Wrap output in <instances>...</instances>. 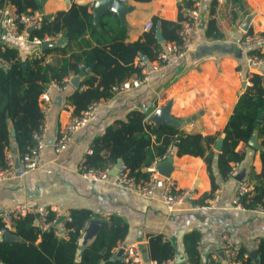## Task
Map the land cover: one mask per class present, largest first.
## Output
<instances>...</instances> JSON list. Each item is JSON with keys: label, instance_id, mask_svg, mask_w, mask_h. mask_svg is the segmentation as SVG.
Instances as JSON below:
<instances>
[{"label": "crops", "instance_id": "0c3cea01", "mask_svg": "<svg viewBox=\"0 0 264 264\" xmlns=\"http://www.w3.org/2000/svg\"><path fill=\"white\" fill-rule=\"evenodd\" d=\"M97 1L99 0H43L41 11L34 13L52 18L56 12L66 11L74 3L86 6L96 24L99 17L94 18V6ZM115 2L119 11L105 12L114 13L124 26L125 43L141 39L150 30H145L144 26L147 23L152 26L154 18L176 22L180 9L190 4V0ZM90 3H93L92 8H89ZM210 19L215 22L218 38L204 36ZM199 29V41L185 58L171 61L152 73L146 83L101 100L98 110L86 126L73 136L71 143L60 153L54 152L52 144L62 127L74 116L73 106L67 101V95L79 88L83 77L80 74L70 75L66 77L68 84L65 91H50L47 110L43 114L46 147L40 155L39 167L21 179L0 182V210L26 204L44 207L59 217L74 210L89 212L90 220L81 233L79 252L101 228H108L114 221H119L126 226L127 232L124 240L118 242L113 249L114 258H121L116 257L117 252L128 246L139 247L143 257V254H147V239L150 236H160L174 250L170 258L172 262L189 264L185 238L193 234L197 236L196 253L201 264H205L213 254H217V260L222 262L218 253L219 238L223 232L229 233L246 255L256 252L260 241L264 240V214L238 210L232 205V200L238 182L247 180L253 184L251 178L261 173V144L257 130H253L247 143H239L234 149L230 167L236 171L227 178H221L217 172L215 157L219 151L215 150V144L203 158L189 155L179 157L176 156L175 146L168 148L167 155L157 163L167 175L158 173L170 180L177 189L194 193V203L198 206L195 211L185 206L168 213L159 200L161 185L153 198L146 199L120 190L111 182L92 183L81 179L77 174L79 164L92 151L93 141L109 126L126 120L134 111L143 114L147 124L155 125L153 117L165 111L166 119L185 133L209 136L222 132L235 103L245 89L243 81L247 73L245 60L248 49L241 48L239 41L245 34H264V0H227L225 3L201 0ZM24 37L27 40V34ZM25 40L9 41L0 30V44L16 49L19 59L42 57L45 63H53L55 57L52 54L45 55L43 50L58 46L60 36L41 46H34ZM162 43L164 47L168 42ZM139 60L151 62L144 56H138L134 60V66L137 67ZM135 76L139 77L132 75L128 81ZM12 133L13 131L11 136ZM220 139L222 140L221 135L216 142ZM18 155L15 143L11 142L5 156L16 161ZM204 158H212L211 168L216 184L214 191H211ZM148 167L141 168V172L145 173ZM214 195L218 199L213 207H209ZM91 220L100 222L101 226L92 238H87V227ZM12 232L13 229L8 233ZM0 237L8 241L5 234ZM151 262L148 258L142 264Z\"/></svg>", "mask_w": 264, "mask_h": 264}, {"label": "trees", "instance_id": "16d2710c", "mask_svg": "<svg viewBox=\"0 0 264 264\" xmlns=\"http://www.w3.org/2000/svg\"><path fill=\"white\" fill-rule=\"evenodd\" d=\"M4 0H0V5ZM18 12H40L43 0H6ZM147 2L148 0H133ZM180 8V6H179ZM180 13L176 22L154 18L152 26L143 37L133 43H125V28L112 12L99 16L94 24L92 13L86 6L72 3L66 11L56 12L52 18L41 17L39 28L28 32L27 39L33 37L60 36L58 46L47 47L45 55L52 54V64L44 59L21 60L17 50L0 44V59L9 63L5 69L0 63V164L5 163V154L11 142L15 143L18 154L32 147L33 132L43 122L39 107V97L50 82H60L70 75H82L79 88L69 95L67 101L73 106L77 116L92 102L109 99L112 88L128 80L132 75L141 76V69L134 66L138 56L154 61L163 43L155 39V24L159 23L164 42L176 40ZM205 38H218L215 22L210 19L204 31ZM250 86L245 87L235 103L221 133L202 136L185 133L172 124L152 125L144 122V115L134 111L124 121L109 126L93 141L90 154L85 156L88 167L103 168L108 164L122 162L131 175L146 179L141 168L167 155L169 147L175 146L176 156L189 155L203 158L217 138L222 136V144L216 154L217 172L227 178L232 168L230 162L234 149L239 143H247L253 130L260 139L261 173L251 178L252 191L244 198V206L252 210L264 201V87L260 77L252 75ZM85 87V89H81ZM81 89V90H80ZM13 131V136H11ZM102 154V155H101ZM104 154V155H103ZM212 158H204L211 191L216 189L211 168ZM48 212L47 219L54 218ZM71 221L66 223L67 238L57 237L53 230L42 231L33 222L34 215H26L14 221L12 234L17 241L8 242L0 237L1 264H133L121 258H114L113 249L124 240L125 225L114 221L110 227L101 228L90 243L79 252L78 245L90 214L83 210L70 213ZM2 224L0 223V229ZM196 235L185 238V249L189 264H201L196 253ZM258 262L239 248L240 264H264V240L257 249ZM174 250L160 236L147 239V254L150 261L165 264L173 256ZM206 264V263H205ZM210 264H224L210 261Z\"/></svg>", "mask_w": 264, "mask_h": 264}, {"label": "built area", "instance_id": "2783aa9c", "mask_svg": "<svg viewBox=\"0 0 264 264\" xmlns=\"http://www.w3.org/2000/svg\"><path fill=\"white\" fill-rule=\"evenodd\" d=\"M227 0H218L220 3H225ZM124 3V1H120ZM93 7V3L89 4V8ZM201 11V0H190L188 6H184L180 9V21L179 28L176 34V40L166 43L161 51L158 52L154 61L146 63L145 61H138L137 67L141 69L140 77H133L129 81L115 86L112 88L114 93H123L132 88H136L139 85L146 83L150 75L154 72L164 68L171 61L181 60L185 58L194 45L199 41V21ZM41 23V16L35 13H23L18 12L13 6H11L6 0L3 1L0 6V30L4 33L6 39L9 41H24L25 34L30 32V29L39 28ZM145 30L151 28V23H147L144 26ZM56 40V37L45 36L43 38L33 37L28 41L34 46H41L43 44L51 43ZM239 46L246 51V64L247 73L244 78V87L250 86V78L252 75H258L260 77V84L264 87V34L262 33H250L245 34L239 41ZM0 63L4 67H8L9 63L0 59ZM68 80L62 79L60 82H50L44 92L39 97V107L42 114H45L47 108L46 104L49 103L50 91L63 92L67 89ZM101 101H96L88 104L84 110L77 116H71L69 121L59 131L58 137L53 142L52 147L55 153H60L67 148L71 143L73 136L84 128L92 117V115L98 110ZM45 124H41L39 129L32 134L33 145L29 150L23 154H19L16 161L10 157L5 158L4 165L0 164V182L15 181L35 171L39 167V159L43 149L46 147L45 137ZM158 159L154 161L146 170V179H137L124 167L121 166L116 170V173L112 175V164H108L103 168L88 167L82 161L78 168L77 174L81 179L92 182L102 183L111 182L118 189L132 193L141 198H153L156 195L158 187L161 185V191L159 194V200L166 208L168 213H173L185 206H189L191 210L195 211L198 206L194 203V193L190 190H180L168 179L163 178L157 171V163L162 161ZM235 168L232 169L230 175L235 174ZM252 191V184L247 180H241L237 184L236 192L232 200V205L241 211H255L259 214H264V207L261 204H257L252 210L247 209L244 204V198ZM218 199L217 195L212 197L209 202V207H213V203ZM26 215H34L33 222L42 231L53 230V233L57 237L67 238L68 230L66 223L71 221L70 214H66L59 220L60 217L55 215L53 219L48 220V211L44 207H32L26 204L14 205L11 207H4L0 210V223L2 228L0 229V235H4L13 229L14 221L20 217ZM121 258L130 261L133 264H142V256L139 247L128 246L122 247ZM224 264H240L238 258L239 247L233 241L229 233L223 232L219 238V253ZM247 257L246 254L243 255ZM217 261V254L207 258L206 264H210V261ZM151 264H156L151 262ZM165 264H176L171 260H168Z\"/></svg>", "mask_w": 264, "mask_h": 264}, {"label": "water", "instance_id": "95a60500", "mask_svg": "<svg viewBox=\"0 0 264 264\" xmlns=\"http://www.w3.org/2000/svg\"><path fill=\"white\" fill-rule=\"evenodd\" d=\"M106 10H113V11H119V7L116 4L115 0H99L96 2L95 6H94V18H98L102 13H104ZM30 31H33V29H30ZM155 39L158 43H162L164 41L162 34H161V30H160V25L159 23H156L155 26ZM47 45H44V47H46ZM50 46V45H48ZM153 121L155 122V125H160V124H172V122L168 121L166 119V113L165 111L163 112H159L158 114H156L153 117ZM14 133H12L13 136ZM221 144H222V140L220 139L218 142L215 143V150L219 151L221 148ZM122 166V162L121 161H117V163L114 165V168L112 169V175H114L116 173V170L119 169ZM159 166V164H158ZM157 166V171L166 176L167 173H165V171L163 172L159 167ZM59 220H62V217H60ZM101 223L91 220L88 223V227H87V238H92L95 233L97 232V230L100 228ZM5 239L8 241H13L15 239V237L11 234V233H6L5 234ZM122 254V249H119V251L116 254V257H121ZM221 257V256H220ZM249 257L255 262H258V258H257V253L254 251L252 252ZM143 262H147L148 257L147 254H143Z\"/></svg>", "mask_w": 264, "mask_h": 264}]
</instances>
